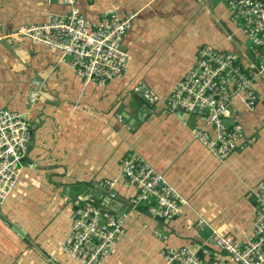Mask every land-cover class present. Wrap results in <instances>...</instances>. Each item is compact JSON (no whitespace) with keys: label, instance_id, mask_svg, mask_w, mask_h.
Returning <instances> with one entry per match:
<instances>
[{"label":"crops","instance_id":"obj_1","mask_svg":"<svg viewBox=\"0 0 264 264\" xmlns=\"http://www.w3.org/2000/svg\"><path fill=\"white\" fill-rule=\"evenodd\" d=\"M78 7L91 22L135 15L122 42L130 61L121 79L84 84L61 52L13 37L20 26L67 13L60 0H0V110L26 114L32 133L21 176L0 208V264H80L60 249L79 198L128 215L104 264H165L167 248L224 257L215 233L242 239L250 232L264 180V77L255 81L256 107L238 100L225 120L248 142L225 161L194 138L201 116L161 101L203 47L235 53L249 66L247 38L226 0H80ZM132 151L188 202L178 216L161 221L143 207L131 211L138 189L124 185L120 164Z\"/></svg>","mask_w":264,"mask_h":264},{"label":"built area","instance_id":"obj_2","mask_svg":"<svg viewBox=\"0 0 264 264\" xmlns=\"http://www.w3.org/2000/svg\"><path fill=\"white\" fill-rule=\"evenodd\" d=\"M60 1L69 8L67 13L51 14L42 24L20 26L12 35L39 42L49 51L61 52L62 62L75 70L84 84L105 86L121 79L130 61L122 42L135 15L113 13L91 22L81 13L80 0ZM226 2L240 32L247 38L249 66L243 65L235 53L203 47L195 63L161 101L171 111L201 116L204 127L192 130V134L219 161H225L235 149L248 143L243 129L235 123L227 125L225 120L238 100L250 110L256 107L262 97L255 81L264 77V0ZM146 98L159 101L153 94H146ZM31 140V124L26 114L0 110V208L21 176ZM120 176L125 186L138 189L130 202L131 211L143 207L153 218L171 219L188 205L165 176L135 151L121 162ZM115 182L106 181L105 186L112 189ZM254 197L255 219L244 238L215 233L214 245L224 257L207 261L195 249L167 248L160 254L165 264H264V180L258 184ZM127 216L79 198L70 218L71 231L61 243V251L80 264H104L125 234Z\"/></svg>","mask_w":264,"mask_h":264},{"label":"water","instance_id":"obj_3","mask_svg":"<svg viewBox=\"0 0 264 264\" xmlns=\"http://www.w3.org/2000/svg\"><path fill=\"white\" fill-rule=\"evenodd\" d=\"M113 211L117 212L116 210H113ZM157 219L161 221L165 220V218H161V217H157Z\"/></svg>","mask_w":264,"mask_h":264},{"label":"bare ground","instance_id":"obj_4","mask_svg":"<svg viewBox=\"0 0 264 264\" xmlns=\"http://www.w3.org/2000/svg\"><path fill=\"white\" fill-rule=\"evenodd\" d=\"M13 37H18V36H13Z\"/></svg>","mask_w":264,"mask_h":264}]
</instances>
